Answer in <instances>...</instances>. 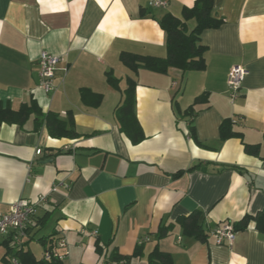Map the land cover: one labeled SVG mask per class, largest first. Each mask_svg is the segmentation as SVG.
Here are the masks:
<instances>
[{"label":"crops","instance_id":"crops-1","mask_svg":"<svg viewBox=\"0 0 264 264\" xmlns=\"http://www.w3.org/2000/svg\"><path fill=\"white\" fill-rule=\"evenodd\" d=\"M151 1L0 0V102L18 110L36 101L63 119L71 113L80 135L54 139L45 125L36 129L33 116L24 126L0 125V211L46 196L21 245L32 250L39 242L43 254L48 242L64 237L62 264H148L156 245L172 264H264V232L253 223L231 245L211 236L264 211V0H214L224 23L201 36L206 70L166 74L134 72L120 55L166 58L160 20L182 18L196 0H161L166 7ZM187 26L191 31L196 22ZM44 51L61 59L50 93L39 77ZM237 65L248 73L232 99L228 79ZM131 80L145 135L137 145L116 117ZM205 93L208 101L194 106ZM228 120L239 138L222 140ZM246 144L261 145L260 154H247ZM196 211L206 242L185 236L176 223ZM170 223L168 236L156 240ZM3 242L11 248L12 237ZM3 242L0 264H12L3 260ZM140 242V258H113L132 256Z\"/></svg>","mask_w":264,"mask_h":264},{"label":"trees","instance_id":"trees-1","mask_svg":"<svg viewBox=\"0 0 264 264\" xmlns=\"http://www.w3.org/2000/svg\"><path fill=\"white\" fill-rule=\"evenodd\" d=\"M194 20L196 26L189 31L187 23ZM224 23L222 18L214 15V0H196L192 8H184L182 18H177L171 14H166L159 22L160 27L166 33L167 56L164 59L142 56L123 52L120 55L122 64L134 72L140 69L151 70L160 74H166L170 68H176L183 72L204 71L206 70V61L204 54L207 50L201 43V36L206 30L220 28ZM110 85L117 87L119 81L110 76L108 77ZM135 82L129 81L128 88L125 90V99L116 109V117L120 123L121 131L134 144H140L145 139L143 129L136 116V93ZM208 101V94L205 93L195 99L194 106ZM194 106H191L186 112L193 113ZM34 117L36 129L45 125L50 137L54 139H76L80 137L75 129L74 119L71 113L66 119H63L55 112L45 113L36 101L24 103L18 110L10 106L4 107L0 102V125H20L24 126L31 117ZM241 135L232 131L231 122L228 120L221 126L222 140L239 138ZM261 145H245L247 154L258 156ZM193 167L190 170H194ZM226 168V167H225ZM43 221V220H42ZM185 236L196 239L200 242H206L209 235L205 230V223L201 211H196L189 216H183L177 219ZM259 232H264V211L255 216L246 215L240 221L233 224L236 232L245 231L251 224ZM174 223L163 224L158 233L156 240L160 241L168 236L172 231ZM51 239V237L40 239L41 242ZM6 248V255L3 260H17L19 264H62L57 260L47 261L44 259V252L40 259L36 258L30 248H26L27 243L20 247H9L8 242H3ZM2 243V244H3ZM45 244V243H43ZM99 249V248H98ZM143 254V244L140 243L132 256L113 257L116 261H130L134 258H140ZM173 259L170 254L161 251L158 245L150 253L148 264H172Z\"/></svg>","mask_w":264,"mask_h":264},{"label":"built area","instance_id":"built-area-1","mask_svg":"<svg viewBox=\"0 0 264 264\" xmlns=\"http://www.w3.org/2000/svg\"><path fill=\"white\" fill-rule=\"evenodd\" d=\"M167 5V1L152 0L150 2L151 7H166ZM60 62L61 59L58 56L45 51L40 54L38 60L39 77L41 87L46 93L55 90V74ZM247 73V69L242 65H237L232 68L228 79V87L232 99L240 97L242 83ZM36 153L40 155L41 150H38ZM47 201L46 196H41L35 200L20 199L12 203L6 212L0 211V243L12 237L11 247H20L23 240L28 236L30 224L37 216L39 208L44 206ZM236 235L237 232L230 224H224L211 233L217 245H231ZM66 250V238L60 237L57 240L52 239L48 242L43 256L47 261L57 260L63 262L67 257ZM12 264H19V262L13 259Z\"/></svg>","mask_w":264,"mask_h":264},{"label":"rangeland","instance_id":"rangeland-1","mask_svg":"<svg viewBox=\"0 0 264 264\" xmlns=\"http://www.w3.org/2000/svg\"><path fill=\"white\" fill-rule=\"evenodd\" d=\"M33 252L36 254L37 257L42 256V245L39 242H32L31 244Z\"/></svg>","mask_w":264,"mask_h":264}]
</instances>
